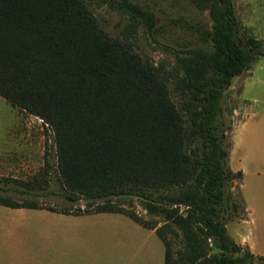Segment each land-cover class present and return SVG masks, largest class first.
I'll return each instance as SVG.
<instances>
[{
	"label": "trees",
	"instance_id": "obj_1",
	"mask_svg": "<svg viewBox=\"0 0 264 264\" xmlns=\"http://www.w3.org/2000/svg\"><path fill=\"white\" fill-rule=\"evenodd\" d=\"M194 1L212 27L207 49L176 56L181 101L175 102L161 67L128 39L139 28L155 30L153 11L133 0H108L128 18L123 37L115 38L84 0H0V97L52 130L64 197L87 203L60 213L122 214L155 231L164 264H263L264 257L227 234L226 224L242 218L245 207L239 191L227 192L242 172L228 166L221 99L235 77L264 57V47L243 32L232 0ZM121 198H136L158 222L123 208Z\"/></svg>",
	"mask_w": 264,
	"mask_h": 264
},
{
	"label": "rangeland",
	"instance_id": "obj_2",
	"mask_svg": "<svg viewBox=\"0 0 264 264\" xmlns=\"http://www.w3.org/2000/svg\"><path fill=\"white\" fill-rule=\"evenodd\" d=\"M84 1L103 31L123 37L127 16L111 7L108 0ZM133 1L155 13L156 28L151 32L139 28L128 39L142 58L161 67L172 99L180 102L174 91L175 59L185 50L208 48L205 38L212 27L208 11L194 0ZM232 2L243 32L260 40L264 47V0ZM221 108L225 134L230 138L228 166L242 172L241 183H228L227 192L235 196L239 191L242 200L247 197L249 201L252 174L264 161V57H258L248 71L232 80L223 92ZM229 125L231 134L226 129ZM65 193L56 166L52 130L0 97V200L20 204L33 201L57 212L47 211L43 220L24 214L13 216L11 222L4 218L0 264H158V257H153L154 243L158 247L155 234L122 214L59 213L87 204L85 199L71 202ZM101 202H89L90 208ZM119 204L145 220L158 222L142 210L136 198H121ZM229 229L232 231V225ZM167 237L173 239L170 233ZM178 247L174 240L173 250ZM252 264L262 262L254 260Z\"/></svg>",
	"mask_w": 264,
	"mask_h": 264
},
{
	"label": "crops",
	"instance_id": "obj_3",
	"mask_svg": "<svg viewBox=\"0 0 264 264\" xmlns=\"http://www.w3.org/2000/svg\"><path fill=\"white\" fill-rule=\"evenodd\" d=\"M251 191L252 197L249 201L247 197H243L245 210L242 218L230 220L226 224V230L229 237L236 244L246 248L254 256L264 257V161L258 164L252 174ZM47 211L49 210L40 204H38L36 208L11 207L0 204V226L4 218L8 222H11L13 216L19 214H24V216L27 215V218H38L39 220H43ZM230 225L233 227L232 231L229 229ZM149 231L156 235L154 230ZM154 245V256L153 254L152 256L154 258L158 257V264H164V246L159 238L158 247L156 243H154Z\"/></svg>",
	"mask_w": 264,
	"mask_h": 264
}]
</instances>
